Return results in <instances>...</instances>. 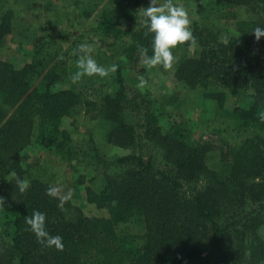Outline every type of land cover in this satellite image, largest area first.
I'll return each mask as SVG.
<instances>
[{"label":"trees","instance_id":"1","mask_svg":"<svg viewBox=\"0 0 264 264\" xmlns=\"http://www.w3.org/2000/svg\"><path fill=\"white\" fill-rule=\"evenodd\" d=\"M19 5L18 0H0V44L21 16ZM241 5L251 10L245 19L235 18L234 9ZM202 7L200 18L207 19ZM206 8L234 20L235 31L221 41L213 23L195 22L198 52L189 55L190 44L173 50L176 84L167 101L211 103L205 129L223 144L221 152L187 143L188 122H173L166 131L140 123L137 93L104 51L102 65L118 66L107 76L113 92L102 93L91 104L93 117L107 125L87 123L85 118L77 133L79 143L60 122L69 115L79 122L83 114L77 104L101 77L85 76L72 84L77 69L67 51L50 39L36 41L30 60L20 68L0 61V196L5 198V208L0 209V264H264V123L258 116L264 112V37L256 41L251 33L264 28V0H207ZM90 16L83 10L75 18ZM129 19L126 6L118 1L105 5L97 26L113 55L136 63L141 59L138 45L152 54V36L144 35L142 14L135 27ZM125 24L128 27L122 28ZM66 80L69 88L51 89ZM231 98L234 103L228 108ZM124 101L134 105V123L122 115ZM147 141L160 152L162 167L143 151ZM106 143L132 146L134 151L109 155L101 148ZM31 144L43 149L32 161L46 181L26 178L18 160L17 154ZM51 155L57 164H50ZM72 160L96 173L114 171L106 174L98 191L85 187V202L106 210V216H87L69 200L61 210L59 199L46 194L49 186L76 182ZM13 172L29 182L23 193ZM201 177L206 183L185 190ZM34 210L46 215L51 235L62 236V251L44 247L28 229L24 217Z\"/></svg>","mask_w":264,"mask_h":264},{"label":"rangeland","instance_id":"2","mask_svg":"<svg viewBox=\"0 0 264 264\" xmlns=\"http://www.w3.org/2000/svg\"><path fill=\"white\" fill-rule=\"evenodd\" d=\"M20 5L21 16L17 18L14 24L13 31L8 34L0 44V61H7L13 64L15 68L22 67L30 60V53L33 44L39 39H50L56 41L57 46H61L63 50L67 51L73 63V68L76 69L75 61L77 56L74 51L81 43H90L94 46L95 51L92 53L93 58L100 64L105 61L103 53L111 56V64L117 63L120 65L125 82L137 93V103L141 110L140 123L146 124L148 122L159 126L162 131L169 129L170 125L176 123H189L190 135L187 138V143H202L213 147L219 152L224 151L223 144L218 140L214 134L207 133L205 126L207 119L211 117L213 105L206 103L204 105L191 103L186 101L182 104H171L167 101L168 95L176 84L174 71L170 70L167 73L159 71L158 67L149 69L141 63V59L136 63L128 61L124 55H113L102 36L98 31V22L102 17V12L105 5H114L115 2H122L126 6L127 12L130 14L129 25L137 26L140 22L142 8L148 7L150 0H18ZM75 1V2H74ZM207 0H173L177 5H183L191 20V29H193L195 22L202 23L209 21L213 23V28L220 30V40H225L228 35L235 31L234 20L223 19L219 14L213 10L206 8ZM157 3H163V0H157ZM202 6V14L207 19H201L199 14V6ZM83 10L90 12L91 16L88 19H76V13ZM235 18L245 19L251 13L249 7L237 6L235 9ZM124 25L122 28H127ZM129 40V37H126ZM104 51V52H103ZM103 52V53H102ZM197 47L191 45L189 47V55L195 56L197 54ZM137 76L146 78L147 85L144 88H138L139 83ZM97 76L91 77L95 79ZM90 78V77H89ZM38 79L34 83H37ZM70 86V81H62L54 83L51 86L52 90L67 89ZM113 92L109 84V78L104 77L95 81L92 88L83 94L82 103L77 104L78 109H81L83 116L78 119L72 118L70 115L64 117L60 124L75 142L79 143L78 129L82 120L86 118L87 123H100L104 126L107 123L102 122L98 117H93L95 106L91 103H96L99 98L104 95L102 93ZM87 94V95H86ZM123 102V101H122ZM123 108V116L128 123H134L136 120L135 108L131 102L126 101ZM233 99L226 102V107L233 106ZM164 104V113L159 114V110ZM159 112V113H158ZM92 117V118H91ZM82 129V127H80ZM102 151L109 155H125L134 151L132 146L122 147L113 144H105L101 147ZM143 151L147 155H154L158 165L163 166V161L159 157L161 154L156 149L153 143L144 142ZM43 152V149L31 144L25 147L17 154L18 160L23 166L26 178H39L43 181L47 180V176L42 174L35 168L32 161L33 156H37ZM50 164H57L54 155L50 157ZM160 163V164H159ZM73 177L76 182L72 185L55 184L53 187H60L62 195L71 193L70 202L79 207L87 216H106L107 211L104 209H97L93 205H88L85 202V187L89 186L98 191L104 184V179L115 175L114 171H101L96 173L92 169H83V163L72 160L70 162ZM81 180L82 183L77 182ZM206 183L204 178H199L194 184H186L185 190L189 191L199 188ZM75 184V185H74ZM264 233L263 230H260Z\"/></svg>","mask_w":264,"mask_h":264},{"label":"clouds","instance_id":"3","mask_svg":"<svg viewBox=\"0 0 264 264\" xmlns=\"http://www.w3.org/2000/svg\"><path fill=\"white\" fill-rule=\"evenodd\" d=\"M143 19L141 26L146 29L144 35L151 34L152 54L149 55V49L143 45H138L137 49L141 58V63L149 69L161 67L165 71L174 67L176 57L173 50L179 45L190 44L197 45V39L190 27L191 20L188 12L183 5L173 3V0H163V3H157V0H150L147 8H142ZM255 40L259 41L264 37V28L256 27L251 32ZM95 48L90 43H81L74 51L77 56L75 61L76 69L71 76V83H79L83 77L99 76L107 77L118 70V66L100 65L92 53ZM63 59V57H59ZM139 81L137 87L144 88L147 81L143 76H137ZM259 119L264 123V112L258 114ZM18 190L23 193L29 187L27 180L21 179L15 172L12 173ZM47 195L59 199L58 207L64 209V204L70 200L71 193L63 194L62 189L58 186H49ZM5 208V198L0 196V209ZM28 229L35 235L37 242L46 248H55L62 251L64 248L63 238L60 235H51L46 229V215L40 211L34 210L32 214L24 217Z\"/></svg>","mask_w":264,"mask_h":264}]
</instances>
